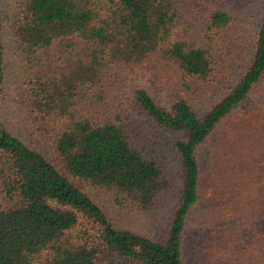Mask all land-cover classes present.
Masks as SVG:
<instances>
[{
    "label": "trees",
    "instance_id": "16d2710c",
    "mask_svg": "<svg viewBox=\"0 0 264 264\" xmlns=\"http://www.w3.org/2000/svg\"><path fill=\"white\" fill-rule=\"evenodd\" d=\"M236 38L246 68L202 111L185 78L226 81L245 50ZM80 42L74 60L48 61ZM11 61L24 80L16 118L34 138L0 113V264H187L198 212L211 261L257 249L248 264H264V0H0V93ZM175 83L185 97L154 98ZM109 204L139 226H116Z\"/></svg>",
    "mask_w": 264,
    "mask_h": 264
},
{
    "label": "rangeland",
    "instance_id": "374dc122",
    "mask_svg": "<svg viewBox=\"0 0 264 264\" xmlns=\"http://www.w3.org/2000/svg\"><path fill=\"white\" fill-rule=\"evenodd\" d=\"M249 40V39H248ZM229 46H231L234 49H245L243 50V53L239 55L237 58V65L239 64V67H233V69L228 73V78L226 81L218 82V85H211V84H205L201 81L197 80L194 77L191 78H185V84H187L190 87V93L191 97L193 99V105H195L200 110L204 111L206 110L210 104L212 103V100L217 96V93L219 92V88L217 86H223V85H230L232 83H236L239 80V77L242 74V70L246 68V65L248 63V60L250 59V49L248 46H245V44H242L238 38L230 40ZM248 42V41H247ZM250 44V40H249ZM86 49V45L82 42L77 45L75 52L71 53L70 55H62L61 53L55 51L49 55V62L53 63L55 67H62L66 62L70 60H74L77 55H80L84 50ZM243 62V64H242ZM11 67H14L13 69H8L4 71V80L5 85L3 88V92L0 93V113L3 115V118L8 121V124L14 129L15 133L23 138L26 136L28 137V140L31 141L34 138L33 136H30V132H26V130H29L25 125L22 124V120H18L16 118V111H17V105L21 102L22 103V94L24 92V80H22L20 77V69L18 70V65L11 61ZM21 79V80H20ZM167 82V81H165ZM26 89V87H25ZM153 93L154 98L157 99L159 103H169L173 102L177 98L185 97V91L182 86L179 84H165V86H155L153 87ZM16 119V120H13ZM132 121L135 123V125L142 124V117H140L138 114H135L132 118ZM147 126H144V128L139 127L138 133L140 134L139 139L147 140V144H152L153 141L150 138L149 132L146 133ZM155 137L157 136V133H155ZM160 139H162V142H167L170 140V136L161 135L159 136ZM27 139V138H26ZM27 140V141H28ZM146 144V145H147ZM41 152L45 155L47 160H49L52 164H54L57 169L61 172H63L61 164L58 160V158L51 153L49 150L50 148L48 146H41L40 147ZM211 151H212V142H209V145L205 146L204 149L201 151V163L205 166L208 165L211 161ZM163 159L165 160L164 163L171 167V157L168 155V153H165L162 155ZM209 167V165H208ZM165 171V170H164ZM78 185V182H76ZM86 191H89L85 189ZM92 196H94V199H101L102 201H105L107 199L111 200L112 202V195L107 194L106 192L97 191V193L92 192ZM105 205V204H104ZM112 204H109L108 207H106V211L110 214V217L113 221L116 222V226L122 225L130 228H134V225L137 227L139 226V223H133L131 221L129 222H118V220L113 216L112 210L110 207H112ZM199 210L203 212L204 209H206L205 201L203 204L199 205ZM201 212L197 213V216L194 218V222L191 225V233L193 232L194 237L199 239L198 247H195V244L190 239V245L191 247L189 249H197L199 253H192V250L189 252L188 255H186V261L187 264H248L250 258L252 259L257 249H234L235 256L230 258L228 261H225V259L222 257V259L212 261L209 258V256L203 252L204 249H212L213 247H208L206 244V239L208 240V237L211 235L210 233V226L209 222H206V225L200 227L201 222ZM149 228L147 230H143L146 233H153V236H155L157 239L159 238L160 234L158 228L153 225L152 223L147 225ZM206 227V228H205ZM160 228V227H159ZM205 229V230H204ZM209 229V230H208ZM194 230V231H193ZM151 235V234H148ZM264 260V258H262ZM200 260V261H199Z\"/></svg>",
    "mask_w": 264,
    "mask_h": 264
}]
</instances>
